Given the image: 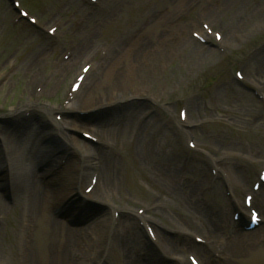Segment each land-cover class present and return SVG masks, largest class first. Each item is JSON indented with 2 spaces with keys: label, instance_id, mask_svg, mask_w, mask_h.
I'll list each match as a JSON object with an SVG mask.
<instances>
[{
  "label": "rangeland",
  "instance_id": "rangeland-1",
  "mask_svg": "<svg viewBox=\"0 0 264 264\" xmlns=\"http://www.w3.org/2000/svg\"><path fill=\"white\" fill-rule=\"evenodd\" d=\"M220 1L97 0L92 3L89 0H20L22 6L39 19V28L24 21H15L18 13L9 7L6 0H0V110L6 109L10 113L9 110L19 109L20 112L23 108L18 107L27 101L50 106L64 104L72 83L86 62L92 60L96 63L100 56L107 57L111 46L121 45L126 40L130 42L146 26L145 20L149 15L159 25H153L152 29L162 30L169 25L171 34L167 35H170L171 43L180 40L184 47L191 39L183 53L176 54L167 66L160 69L154 76V82L137 85L135 79L125 81V73L121 76L122 82L115 81L117 87L120 83L125 87L120 94L124 91L130 93L133 91L131 87L138 95L140 92L148 94L158 103L159 115L150 118L146 124L148 118L141 116L148 110L145 100L140 101L138 110H125L123 103H119L109 108L112 116L117 113L112 121L103 127L93 128L99 136L108 131L100 136L106 145H90L87 149L100 153V168L105 166L106 156L111 161L100 184L97 186L96 183L94 195L98 193L107 204L130 208L133 213L142 209L151 220L204 238L207 244H179V237L170 235L169 241L165 237L164 243L172 245L177 251L175 255L187 264H191L190 254L196 255L202 264H264V224L254 235L247 254L242 249L237 252L243 236L251 232L230 223L226 192L227 185L242 203L244 194L252 189L259 171L264 169V102H261L264 99L234 83L236 70L241 69L250 86H256L264 93V27L261 26L264 0H222L227 2L228 9L219 11L218 17L202 13L206 2L218 8L216 3ZM238 10L244 14H235ZM234 19L232 23L242 20L243 25L247 24L235 36L230 34V29L231 39H227L226 24L229 30ZM161 20L164 23L159 22ZM204 23L223 35L222 50L202 45L193 37L194 32L204 31ZM52 26L57 30L55 36L40 31L41 27L47 30ZM245 30L252 34H246ZM162 39H152L151 43H159ZM214 39V34L210 35L211 43L215 42ZM88 40L95 41L93 50L81 54L79 49ZM35 53L38 60L29 69L28 59ZM79 57L82 59L68 72L63 82L62 65ZM102 65V69L107 67L105 63ZM110 69L108 65L107 71ZM89 76L85 78L77 98L85 94ZM106 91L95 94L96 101L106 98L102 96ZM87 105L90 103L79 104L78 107ZM181 108L186 109L189 122L182 121L187 128L184 133L178 127ZM87 121L94 120L89 117ZM4 137L8 151H11L14 136L7 132ZM189 140L196 143L195 149L190 148ZM27 146L24 144V152ZM211 166L218 169L215 171L218 178L213 184L208 183ZM165 175L169 176L167 181ZM173 185L181 187L177 196L169 194ZM193 186H196L194 196L198 207L189 210L187 197L191 194H186V191L190 192ZM44 195L48 214L54 218L48 204L50 192ZM177 197L182 201H177ZM22 199L21 195L18 196L11 206L0 193V204L6 207V210L0 208V264H30L33 260L43 264H63L72 248V252H77L76 258H80L78 262L96 264L109 230L115 234L119 227L117 222H108L110 216L102 218L105 222L86 230L89 233L99 224L105 226L95 237L98 239L89 240L86 236V240L77 237L68 242L60 261V251L45 250L52 241L42 240L47 242L42 250L36 238L37 229L33 232L30 226L23 228ZM255 199L264 216V188L255 195ZM210 218L221 219L218 229H210ZM63 226L66 225L63 223ZM112 245L116 250L114 241ZM129 254L133 257L132 253ZM136 259L139 260L138 256Z\"/></svg>",
  "mask_w": 264,
  "mask_h": 264
},
{
  "label": "bare ground",
  "instance_id": "bare-ground-1",
  "mask_svg": "<svg viewBox=\"0 0 264 264\" xmlns=\"http://www.w3.org/2000/svg\"><path fill=\"white\" fill-rule=\"evenodd\" d=\"M181 2H184V0H181ZM226 3L227 2L224 3L221 0L219 3H216L218 6V8H216V7H213L212 4H210V2L209 3L206 2V5L203 7L202 13L204 15H209L208 17H211V16L212 17L214 16V18L218 17L219 11L224 12L228 9ZM235 14L240 16V15H243L244 13L242 12V10H238ZM233 21H235V19L231 20L232 27L229 28V30H228V25L226 24L227 35H226V37L225 36L224 37L227 39H231L230 34L232 36L239 34V31H242V28L245 26V24H247V23H245L243 25L242 20H240V23L239 22L232 23ZM159 22L164 23L163 20H161ZM157 24L158 23H157L156 19L152 20V16L149 15L148 20H145L146 26L139 32V34L136 35L135 38H133V39L131 38L130 42H127V40H126L121 45H118V43H117L115 46H111L110 52L107 54V57L103 61V64L105 63V65L107 67L102 69L101 67L103 65H101V64L98 65L96 63L95 70H97V71L89 77L90 83H88V85L85 87V90H84L85 94L83 96L80 95L79 98H77L79 100H76V103L74 102V104H72L70 109H73V106H75V105L78 106L79 104L90 103V105H87L85 107V109H83V111H88V110H91V109H94L97 107H105L108 104H112V103L130 102V99H132L131 103H134V105L132 106V109H130V110H138L140 108V104H137L138 98L134 95H138V94L134 91V88L133 87L130 88L131 90H133V91H130V93H126L124 91L122 94H120V92L122 90H125V87L123 85L121 86V83L117 87L115 84V81L122 82V81H120L121 76H122V74L125 73V79L124 80L125 81L129 80L131 82V80L135 79L138 82L137 85L141 84V83L145 84L147 81L151 82V80H152V82H154L155 81V79H154L155 74L160 69L167 66L169 61L172 60L176 54L179 55V54L183 53V51L185 50V48H184L185 45H187V44L189 45V43H191V39H189V42H186L184 44V47H183L182 43L180 42V40L176 43H174V42L171 43L170 35H167V34H171V33H169L170 32V30L168 28L169 25L165 26V24H163V26H165V27H163L162 30L158 28L159 31L152 29L153 25L155 27L159 26ZM240 24L243 26H241ZM261 26L264 27V17L261 20ZM230 29H232L231 33H230ZM248 30H245L246 34L247 33L252 34V32L250 33V32H248ZM156 38L157 39L163 38V39L159 43L152 44L151 43L152 39H156ZM223 40H225V39H223ZM94 43H95V41L90 42V40H88L87 44H82V46L79 49L80 53L81 54L91 53L93 50L92 48H93ZM129 48H130V50H129ZM39 49H40V47H39ZM77 49H75L74 51H76ZM37 57H36V53H35V55L32 58L28 59L27 66L29 67V69L33 68L32 67V66H34L33 63L36 60H38ZM81 59L82 58L79 57V58H76V60L73 59L71 61H67V63H64L62 65L63 71L61 74H62L63 82L66 81L65 79L68 76V72L72 68L76 67L79 63V60H81ZM108 65L111 67V69L109 71H107ZM118 66H120V67H118ZM116 68H117V70H116ZM36 70H35V72H37ZM116 71H117V74H115ZM29 72L33 73V70H30ZM127 74H129L130 79L127 77ZM134 74H136V76L133 77ZM36 75H38V74H36ZM32 79L38 80L39 78L38 79L32 78ZM59 81H60V78H59ZM100 81H102V82L100 84H98V82H100ZM111 85H113V86H111ZM142 88H144V87H142ZM87 89H88V91L86 92ZM102 91H106L105 92V94H106L105 102H102L101 100L96 101L95 94H98V92L101 93ZM129 105H127V106H129ZM127 106H124V107H127ZM19 107L22 108V106H19ZM60 108H61V106H60ZM68 109H69V107L66 108V110H68ZM37 110L40 112H46L47 109L45 108V106H39V107H37ZM38 111H37V113L40 115V113ZM101 111L104 112L103 109ZM103 112H101V113H103ZM155 115H157V110L155 112H153L151 116L147 117L148 119L146 121V124L149 123L150 118H152V119L155 118ZM40 117H41V115H40ZM99 117L100 116H97L96 120H95L98 124L100 121H103L102 119H104V118H99ZM38 123H40V122H38ZM38 123L37 122H30V120H28V121H25L22 124H20L21 126L17 127V129H16L17 133H16L15 137L12 138L13 145L11 146L12 148L10 151L12 157L7 158V159L5 157V165H6L5 168L9 171L8 174L10 176H12V178L16 177V176L21 177L27 172V174L25 175L26 180L23 182L24 184L21 186L22 188H21V193H20L21 196L24 194L23 198H25L24 200H25V204L27 207L25 218H28V219H26L27 220L26 226L27 225L30 226L31 227L30 229H32L33 232H34V230L36 231V229H37L36 238H38V241L41 244L42 250L44 249L42 246L45 243L52 241V243L47 247V249L45 247V250L50 251V252L51 251H60L61 253L58 256L60 257V261H61L63 256H64V250H65L64 246L66 244H68V242L69 243L73 242L77 237H79L82 240H86V238H85L86 236L88 237L89 240H91V239L97 240L98 238L95 239V237H97V234H100L101 227H105V226H103L102 224H99L95 227L94 231H89V233H88L84 229H79V228H70L69 229L68 226H63V224L60 222V220L58 221L57 219L51 218L49 216L48 211H47L48 210L47 209V203L45 201L46 199H45L44 194H46L47 192H50V190L47 188L55 189V187H52V184L49 182H46L44 185L40 183L39 178L42 179V176L39 175L40 173L37 172L36 167H35V163H34V162L38 161V159L37 160L33 159V156H29V154L25 156L23 153V148L20 145V141H22V139H25L26 141H33V142L36 139H38L37 141L40 140L39 136H38V133L40 130ZM178 125L180 127V124H178ZM65 126H68V125L67 124L63 125L62 126L63 129H65ZM69 126H71V125H69ZM63 129H61V130L64 131ZM180 131L182 133H184V131H182V130H180ZM105 132H108V131H103L101 133V135L105 134ZM60 134L63 136L66 135L65 132H62ZM37 136H38V138H37ZM157 139L158 138H155V140H157ZM76 144L77 145H73V146L68 145L67 146L64 143H59L58 145H59V147H62L65 150L64 152H68L69 150H71L73 152L75 150V152L82 154L84 156V154L86 152L84 144L81 143V141H79V140H78V142H76ZM67 149H69V150H67ZM99 155L100 154H97V156H99ZM44 156H46V155H44ZM44 156L41 154L39 157V159H42L41 160L42 164H43V161H46ZM17 162L21 167L17 166ZM31 163H34V164H31ZM41 163H40V165H42ZM91 163H92V159L87 160L86 158H83V168L81 170H82L83 175H85V178L89 174L92 175V173L94 171V167L90 166ZM104 165L105 166H102V168L100 170V176H99L97 186L102 181V177L104 176V171H107V169L111 166V161L109 160L108 156H106V161L104 162ZM166 173L169 174V172H166ZM42 174L44 175V173H42ZM239 176L241 177L242 174L240 173ZM168 177L169 176L165 175V178H164L165 181H167ZM195 188H196V186H193L190 192L188 190L186 191L187 192L186 194H191V196L187 197V200L189 202L187 204L189 210H191L193 207L194 208L198 207L197 200H195V196H194V193H195L194 189ZM180 189H181L180 186L173 185L169 194L171 196H177L180 193ZM55 191H56V189H55ZM59 192L56 191V194H58ZM74 192H75V189H74ZM12 193L16 194L15 190H12ZM77 195H78V192H75L74 195L70 198V201H76V200L81 199V196L77 199L76 198ZM94 198L96 200H97V198H99L100 200H103V198H100V196H98V195H97V198L95 196H94ZM176 200L179 202L182 201V199L179 197H177ZM57 201L60 203V205L62 207L66 206V200L62 199V200H57ZM48 204H49V200H48ZM49 207H50V205H49ZM0 208L6 210V207H4L1 204H0ZM75 208L77 209V207H75ZM88 211H90V210L88 209ZM127 216H128L127 219L129 218L132 221H131L130 226L129 225L126 226L125 222H124V230H127V231L124 234V236L122 237L121 243L120 244L118 243V234L115 235V237L117 238V241H116V239L114 240L115 247H116V250H115L113 248V245H112L113 238H111V236H110L108 238V241H109L108 244H105L107 250L104 253H106V254L100 255V257H105V259H107V257H109L110 259H113L114 264L118 263V261L120 260L119 257L121 256L120 253L118 254L117 245L121 246L124 249L123 253L125 252V249L127 250L126 251V264H139V263H136L134 261V256L132 257L129 253L135 252L136 248H141V246H144V241L142 243L140 241V239H141L140 235H137V240H136V234L133 232V229L137 226V224H136L137 217L133 216V214H131L130 212L127 213ZM210 219H211V222L208 221V223L210 225V229H213V230L218 229V226H219L218 221H220L221 219H219V220H214L212 218H210ZM136 230H137V227H136ZM259 231H260V229L255 231V232L248 233L247 236H243V241L240 243V247H239L237 252H239L242 249V251H244L247 254L249 245L254 242L253 241L254 235L257 234ZM73 232L75 233V235H73ZM163 232L167 233L169 231L163 230ZM165 237H166L167 241H169L171 239L167 235ZM44 239H48L47 242L42 241ZM124 239H126V240H124ZM162 239H163L162 245L159 248L157 245V248H158L157 252L154 251L153 248H151L150 250L153 251L155 254H161L163 257H165L164 260L175 261L174 256H176L175 254L177 253L176 249L172 248L171 247L172 245H169L168 243H164V241H165L164 237H162ZM63 240H66L67 242H63ZM60 244H61V249L59 248ZM141 251H143V250H141ZM70 253L71 252H69V256L65 257V261L63 264H65L71 260H72V262H70L69 264H83L82 262H78V260L80 258L79 259L75 258L74 260L71 258V260H70ZM176 257H177V260L175 261L176 264H187L185 260L181 259L178 256H176ZM141 260L142 261L143 260L150 261V258L148 256H142ZM124 263H125V260H124ZM148 263H150V262H148ZM30 264H43V263H39L37 260H35V261L33 260V262H31Z\"/></svg>",
  "mask_w": 264,
  "mask_h": 264
}]
</instances>
